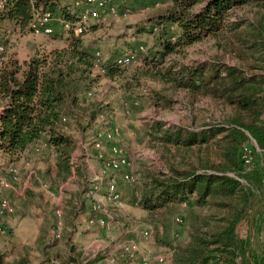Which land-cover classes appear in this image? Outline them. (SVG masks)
I'll use <instances>...</instances> for the list:
<instances>
[{"label":"trees","instance_id":"16d2710c","mask_svg":"<svg viewBox=\"0 0 264 264\" xmlns=\"http://www.w3.org/2000/svg\"><path fill=\"white\" fill-rule=\"evenodd\" d=\"M2 1L0 28L9 23L33 31L35 22L42 31L46 25L59 23L57 18L69 24L67 42L61 48L23 62L4 60L0 55V154L19 158L43 141L55 154L57 177L65 180L71 174L75 140L62 132L60 119L79 106L81 95L97 77L92 54L82 43L84 31L74 34L76 11L71 12L61 0ZM110 1L119 12H125L129 4L135 8L151 0ZM167 1L163 11L147 17L137 29L154 33L156 39L141 73L174 89L207 96L228 107L230 113L224 124L201 128L165 126L161 121L150 125L154 132L150 134L164 147L203 146L206 150L212 146L214 156L199 159L200 166L190 163L182 167L168 161L167 173H150L140 187V206L148 213L166 210L172 214L176 207L186 205L188 241H165L173 250L172 264H264V249L253 252L250 242L237 232L252 201H262L264 196V0ZM244 6L257 8L255 20L236 16V9ZM47 16L48 21H37ZM224 34H228L226 45L231 50H235L232 40H237L250 58L235 52V64L216 59L191 63L167 59L195 42ZM103 66L102 75L110 78L125 67L117 65L112 56ZM135 79L140 84L139 77ZM204 208L210 209L202 213ZM44 233L42 227L36 238L39 253L45 254L41 264L49 260V245L42 244ZM68 260L76 264L73 257ZM0 264H31V257L25 253L10 260L0 248Z\"/></svg>","mask_w":264,"mask_h":264},{"label":"rangeland","instance_id":"374dc122","mask_svg":"<svg viewBox=\"0 0 264 264\" xmlns=\"http://www.w3.org/2000/svg\"><path fill=\"white\" fill-rule=\"evenodd\" d=\"M61 1L78 15L79 9L74 0ZM167 6V0H151L135 8L129 4L128 10L120 12L118 17L104 12L98 20H90L88 28L81 34L82 43L89 48L93 62L96 58L104 62L110 56L114 58L128 50L138 54L139 62L122 67L123 72L113 78L102 75L94 68L96 80L81 95L79 106L66 114L67 121L62 128V132L75 140L70 161L71 174L67 179L57 177L56 157L47 147L40 148L38 153L29 150L21 159L8 155L4 158L0 154V198L7 199L10 208L7 215L0 218V248L7 259L12 260L26 253L31 257V264H41L45 254L39 253L36 238L42 227L46 232L42 244L49 245L48 257L54 255L59 264L66 263H60L63 260L59 256L63 252L68 253L67 250L71 258L85 251L80 264L87 260L102 264L107 254L116 257L115 264H143V258L150 260L159 256L163 264H172L173 250L165 241H188L186 205L176 207L172 214L166 210L148 213L139 203L140 187L150 173H167L168 161L182 167H188L190 163L200 166L199 159L211 160L214 150L212 146L206 150L203 146L190 149L164 147L150 134V131L153 132L150 125L161 121L165 126L180 125L192 129L224 124L230 111L207 96L174 89L170 84L141 73L144 58L149 49H154L156 39L154 33L137 32V29L143 26L147 17L163 11ZM235 13L248 20H255L258 15L257 8L249 6L237 8ZM59 23H52L51 34L4 24L0 28L1 59L13 58L23 62L50 49L65 46L69 30ZM226 36L228 34L207 37L187 46L181 53L171 54L167 59H175L179 63L211 59L238 63L235 52H243L245 47L232 40L235 50H231L226 45ZM97 52L99 55H96ZM243 53L250 58L248 52ZM113 125L120 129L117 143L130 159V172L135 176L133 183L123 180L121 171L101 175L102 164L93 148L94 135L96 131ZM109 148L110 143L104 141L106 156L110 154ZM12 163L19 170L17 183L8 179L5 170ZM111 177H115L122 193L118 201L106 197L105 187ZM94 185L98 188L95 189ZM94 204L105 207L111 213L109 226L97 223L102 214L92 210ZM209 209H201V212ZM58 210L60 216L57 215ZM58 220L62 222V234L59 239H54L52 228ZM89 220L94 223L93 230L87 224ZM144 230H148V235L143 234ZM237 232L250 242L253 252L264 249V196L262 201H252L250 210L237 226ZM72 238L81 244H74ZM66 239L73 244H67ZM128 242L137 245L132 257L124 249ZM78 247L80 249L76 250Z\"/></svg>","mask_w":264,"mask_h":264},{"label":"built area","instance_id":"2783aa9c","mask_svg":"<svg viewBox=\"0 0 264 264\" xmlns=\"http://www.w3.org/2000/svg\"><path fill=\"white\" fill-rule=\"evenodd\" d=\"M74 4L77 6L78 15L74 24V33L79 34L85 31L88 28V24L90 20H98L101 17V14L104 12L109 13L113 17H118L120 12L116 8V6L110 0H74ZM3 5V1L0 0V6ZM60 22H63L64 27H68V23L64 22L60 18H57ZM40 24L48 21V16L44 17L42 21L38 18L37 20ZM34 27L33 31H41L35 24H32ZM46 34H51L53 32V27L46 25L44 29L41 31ZM142 48V47H140ZM1 49V47H0ZM96 55H99L97 52ZM114 61L119 66H130L139 62V56L135 51L128 50L123 53H120L114 57ZM94 68L101 74L105 73V68L103 66V61H100L99 58L94 59ZM90 94V93H89ZM67 118L62 116L60 119V128L62 130L65 127ZM120 135L119 127L113 125L111 127L106 126L102 130L96 131L94 135V145L93 148L97 151L96 157L100 160L102 164L101 175L108 174L110 172L121 171V178L125 181L134 182L135 176L130 172V159L125 155L122 147L117 143V137ZM104 141H108L110 143L109 155H105L104 150ZM42 142V141H41ZM39 143V145L34 148V152L38 153L41 151L40 148L48 147L46 143ZM248 162V160H246ZM8 173V179L13 182H19V170L17 165L9 164L5 168ZM102 176V177H103ZM101 180V178L99 179ZM5 180H2L4 182ZM99 182V181H98ZM97 182V183H98ZM94 188L98 187L94 185ZM91 192V190H90ZM106 197L110 200L118 201L121 197V192L118 189L117 182L115 177H111L108 181L107 186L105 187ZM9 203L7 199L0 198V218H3L7 215L9 211ZM92 210L100 212L102 215L97 219V223L100 226L106 227L109 226L110 220L112 219L111 213L105 208L100 207V205L94 204L92 206ZM57 215L60 216V210L57 211ZM90 224H94L92 220H89ZM0 231H2V226L0 225ZM148 230H144L143 234L148 235ZM62 234V222L58 220L53 228L51 236L54 239H59ZM125 251L129 253V256L132 257L134 255V251L137 250V245L134 242H128L124 247ZM102 264H115L116 257L113 254H107L102 259ZM143 264H163L162 258L159 256L153 259L143 258Z\"/></svg>","mask_w":264,"mask_h":264},{"label":"crops","instance_id":"0c3cea01","mask_svg":"<svg viewBox=\"0 0 264 264\" xmlns=\"http://www.w3.org/2000/svg\"><path fill=\"white\" fill-rule=\"evenodd\" d=\"M113 57V56H112ZM47 149L48 150H52L50 147H47ZM2 156H4V158L5 157H7V155L6 154H1ZM21 157H22V155L20 156V158L19 159H21ZM78 213V212H77ZM86 214L87 213H85L84 214V216H86ZM88 216V215H87ZM86 216V217H87ZM85 217V218H86ZM7 220V219H6ZM87 223V222H86ZM88 226H90L91 227V229L93 230V224H90L89 223V221H88ZM98 233H99V231H98ZM94 234H96V233H94ZM66 242H67V244H69V245H72L73 243L75 244V243H77L78 244V246H79V244H81V243H78V242H76L75 241V239L74 238H72L71 239V241L73 242V243H69L68 241H67V239L65 240ZM59 243H60V241H58ZM59 243H57V244H59ZM62 245H64V244H62ZM58 246V245H57ZM56 246V247H57ZM78 249H80L79 247L78 248H76V250H78ZM68 251V253H65V252H61L63 255H60L59 257H61V259L63 260V261H61L60 263H69V261H68V256H69V254H70V252H69V250H67ZM83 255H85V251H83V252H81L80 254H74V255H72V257L75 259V262H76V264H79V260H81L82 259V257H83ZM42 257V256H41ZM43 261V259L41 258V260H40V262H42ZM59 261V260H58ZM57 261V259L54 257V255L52 256V257H49V260H46L44 263L45 264H59V262ZM84 261V260H83ZM85 262V261H84ZM65 263V264H66ZM69 264H74L73 262H70Z\"/></svg>","mask_w":264,"mask_h":264}]
</instances>
